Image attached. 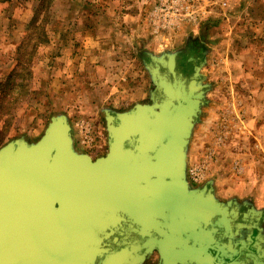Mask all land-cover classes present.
Listing matches in <instances>:
<instances>
[{"label":"rangeland","instance_id":"374dc122","mask_svg":"<svg viewBox=\"0 0 264 264\" xmlns=\"http://www.w3.org/2000/svg\"><path fill=\"white\" fill-rule=\"evenodd\" d=\"M127 1L55 0L53 15L52 0H42L23 46L0 44V147L37 140L60 113L74 150L103 156L108 115L151 102L149 53L175 52L177 69L179 58L194 59L192 45L203 97L185 146L186 181L236 201L237 219L250 222L239 236L256 233L254 222L264 234V0H189L192 16L174 14L186 0ZM158 262L153 252L142 264Z\"/></svg>","mask_w":264,"mask_h":264},{"label":"water","instance_id":"95a60500","mask_svg":"<svg viewBox=\"0 0 264 264\" xmlns=\"http://www.w3.org/2000/svg\"><path fill=\"white\" fill-rule=\"evenodd\" d=\"M175 55L149 53L151 102L108 115L103 156L75 151L60 113L0 147V264H264L261 226L239 236L236 201L186 181L203 86Z\"/></svg>","mask_w":264,"mask_h":264},{"label":"crops","instance_id":"0c3cea01","mask_svg":"<svg viewBox=\"0 0 264 264\" xmlns=\"http://www.w3.org/2000/svg\"><path fill=\"white\" fill-rule=\"evenodd\" d=\"M54 1L52 0L53 8H51L53 15L58 12L57 7H54ZM123 1L128 4L127 0ZM41 2L42 0H0V22H2L0 23V36L2 35L0 44L16 49L23 46L24 40L31 36L35 24L40 20L41 10L38 8ZM132 10L136 12L135 9ZM128 14L132 17L134 13ZM137 15L138 13H135L133 17ZM50 45L53 48H60L58 41Z\"/></svg>","mask_w":264,"mask_h":264},{"label":"flooded vegetation","instance_id":"af4514ba","mask_svg":"<svg viewBox=\"0 0 264 264\" xmlns=\"http://www.w3.org/2000/svg\"><path fill=\"white\" fill-rule=\"evenodd\" d=\"M198 47L199 46H197V48ZM194 48L195 47L192 46V45L189 46V49H190L189 50V53L192 54V55H194L193 56L194 57L193 60H190L189 57H187L185 60L179 58V61L177 63V69L179 71H182L187 76L191 73L192 69L194 68L195 63H198V58H199V53L200 52L193 51Z\"/></svg>","mask_w":264,"mask_h":264},{"label":"built area","instance_id":"2783aa9c","mask_svg":"<svg viewBox=\"0 0 264 264\" xmlns=\"http://www.w3.org/2000/svg\"><path fill=\"white\" fill-rule=\"evenodd\" d=\"M180 1V0H179ZM183 8H184V12H179V10L181 9V8H175L174 9V14L176 15V16H184V14H187L188 16H192V13H191V4H190V2H189V0H186L185 1V3H184V5H183ZM171 9H172V6H171V4H166L165 6H164V8H162V10H164V16H167V15H170V13H171ZM181 14V15H178V14ZM187 16V17H188Z\"/></svg>","mask_w":264,"mask_h":264}]
</instances>
